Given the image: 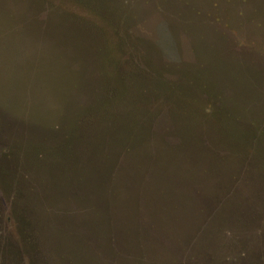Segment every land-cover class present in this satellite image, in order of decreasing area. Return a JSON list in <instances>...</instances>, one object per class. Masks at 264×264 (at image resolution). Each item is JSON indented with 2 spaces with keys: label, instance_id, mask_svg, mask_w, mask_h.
Here are the masks:
<instances>
[{
  "label": "rangeland",
  "instance_id": "374dc122",
  "mask_svg": "<svg viewBox=\"0 0 264 264\" xmlns=\"http://www.w3.org/2000/svg\"><path fill=\"white\" fill-rule=\"evenodd\" d=\"M148 155L173 189L93 206ZM261 162L264 0H0V264H264Z\"/></svg>",
  "mask_w": 264,
  "mask_h": 264
},
{
  "label": "trees",
  "instance_id": "16d2710c",
  "mask_svg": "<svg viewBox=\"0 0 264 264\" xmlns=\"http://www.w3.org/2000/svg\"><path fill=\"white\" fill-rule=\"evenodd\" d=\"M166 136L167 135H164L163 137H166ZM123 150H125V151H123ZM200 150L203 151L202 149H200ZM118 151L119 152H117V153L113 152L112 156L107 158V159H110V160L114 161L121 154H123V156H124V157L122 156L123 159L127 158V160H129V162H130V160H132V158H133L135 164L138 165V163L134 159L135 151H134L133 148H121V149L119 148ZM122 151H123V153H122ZM203 152L206 153V150L203 151ZM221 152H224V153H220V155L222 157L228 156V154L224 150L221 151ZM160 153L161 152H158L157 154H155L154 158H158ZM150 155L146 156V158L144 159L145 161L142 162V164H144V165H142V166H140V165L139 166H135L134 165V168L137 169L138 171H137V173H134L132 175L131 174H126L127 173V169H128L127 168L126 171H125L126 173H121V174H119L117 176V173H116L117 169L115 168V167H117V163L114 162L115 166L112 169L109 168L111 170H108L109 175H108V172L106 173L107 175H105L106 176V183L108 182L105 191L103 193H101V191L93 190L91 192V194H90L91 201L93 202V206L99 207V205L104 204L103 201L105 200L106 209H107V207L109 209H113L114 207L110 206V202L114 201L115 200L114 197H115L116 198V203H118V201H119V207L120 208H119L118 211L122 212V217H123L122 219L124 220V222L125 221L129 222L130 219L134 220V217L132 216L133 213L130 211L131 210L130 206L131 205L133 206L134 202H138V200L140 201V199H138L136 201L134 199V197L131 196V193H134V191H142V192L145 193V191H148L152 187H154V189L156 191H169V190L173 189L175 180H173L172 176L174 174L175 175L178 174V172L181 173V172H184L186 170L178 168V166H174V168H172V170H170L167 166H162V164L151 166L149 168L150 164H149L148 161H150V160L148 159V157ZM187 155H190V156L193 157L194 153H192V152L191 153H187ZM187 155L183 159H189L190 156H187ZM143 156H145V155H143ZM246 165H247L246 169L248 171H250V169L252 170L253 166H249V163H247ZM189 169L191 170V168H189ZM141 171L143 173H147L148 172L147 173L148 175L145 174L146 177L142 178L143 175L141 173V178H138L137 175ZM257 171L258 172L260 171L261 173H264V163L261 162L259 168H257ZM166 172H167V178L162 176ZM201 174H204V172H201ZM189 180H191V184H192V182L197 181V179L194 178V175H193L192 178H189ZM179 181L181 183H183V185L184 184H188V183H184V182H186L185 179H182V180H179ZM132 190H134V191H132ZM99 195H101L103 197L102 200H100V196ZM108 195H109V197H108ZM155 195L156 194H152L151 193L150 196H148V199L151 198V202L153 204H155V202H156V200L154 199ZM238 198H240V200L243 201L242 197L239 196ZM238 203H241V202H238ZM136 204H139V203H136ZM120 209H121V211H120ZM242 211H244V210H242ZM237 217L239 219V222L240 221L241 222H243V221L247 222L249 220L248 217L246 215H244V214H241V215H239ZM122 219H121V221H122ZM110 222H111V219H110ZM91 227H93V229L91 231L95 233L94 235H96V234L99 235V233H96V231L94 230L95 227H98V226L95 224V225H92ZM241 227L242 228L219 227L217 231H218V233H224V231H226V232L229 231V232H232L234 234L239 233L241 231H246L243 226H241ZM247 227H249V226H247ZM111 235H114V233H112ZM101 236L97 237L99 241L102 239ZM93 244H96V243H91L90 245H93ZM80 253H82L80 250H78V252H76V251L74 252V254H76V255L85 257L84 254H80ZM194 253L195 252H193V254ZM235 253L240 255V257L234 258V254ZM247 253H248V251H247L246 247L242 246L240 249H237L234 252L230 251V252L225 253V257L223 258V260L229 261V263L232 262L233 264H236V261H240L239 259H242L244 261V259H246L245 257L247 256ZM243 264H245V262H243Z\"/></svg>",
  "mask_w": 264,
  "mask_h": 264
}]
</instances>
